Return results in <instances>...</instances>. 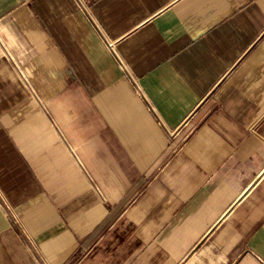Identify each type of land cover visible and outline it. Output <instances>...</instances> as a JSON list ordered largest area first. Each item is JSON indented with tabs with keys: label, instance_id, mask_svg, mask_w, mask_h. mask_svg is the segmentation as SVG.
Here are the masks:
<instances>
[{
	"label": "crops",
	"instance_id": "1",
	"mask_svg": "<svg viewBox=\"0 0 264 264\" xmlns=\"http://www.w3.org/2000/svg\"><path fill=\"white\" fill-rule=\"evenodd\" d=\"M0 264H264V0H0Z\"/></svg>",
	"mask_w": 264,
	"mask_h": 264
}]
</instances>
